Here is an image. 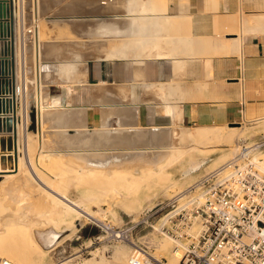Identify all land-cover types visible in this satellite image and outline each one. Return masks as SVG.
Returning <instances> with one entry per match:
<instances>
[{
	"label": "crops",
	"instance_id": "0c3cea01",
	"mask_svg": "<svg viewBox=\"0 0 264 264\" xmlns=\"http://www.w3.org/2000/svg\"><path fill=\"white\" fill-rule=\"evenodd\" d=\"M26 3L27 18L21 28V34L23 35L25 29L33 25L36 13L37 37L36 41H28L27 64L22 67L18 43L21 36L20 26L17 23L15 55L16 61H19L16 63L20 76H17L16 82L20 88L25 83L29 85L28 108L25 106L24 115L27 118L21 115V122L25 119L28 131L40 139V144L43 136L45 138L48 135V131L52 135L54 133L58 135L60 140L57 138L55 140L59 141V150L75 149L81 153L87 148L86 129L94 126L95 135L105 133L104 140L107 139V142L116 141L124 136L133 140L135 146L146 144L149 146L154 135L150 126L158 123L168 125L176 119L174 122L182 126H209L240 121L253 122L264 118V27L254 26L253 22L247 27L243 22L244 19L264 15V0H166L165 8L155 11L151 17L161 18L164 15L171 19L155 32L144 31L142 37L145 44L141 51L139 50V55H135L133 46L131 48L129 46L133 45L136 36L135 17L141 13L140 11L133 13L135 0H26ZM156 6L155 2L150 4L151 8ZM184 19L190 21L187 22L189 27ZM145 23L146 20L144 29ZM126 29L129 30L127 31L129 35L123 32ZM232 34L234 37H228ZM196 38H205L207 43L205 45L211 40L208 49L212 43L213 47L209 50L211 52L214 48L212 52H203L207 49L204 45L201 48L203 54L200 56L194 53L197 49L194 45L193 51L192 47L190 49L184 46L186 40L196 41ZM0 41L3 45L5 40ZM123 44L127 45L125 49L121 48ZM104 49H108L106 54H103ZM184 49L191 53L186 55ZM158 53L163 55L159 56ZM63 63H73L75 69L67 74L61 69ZM26 77L29 82H26ZM37 82L40 90L38 95ZM176 83H179L180 93L176 91L177 95H171V98L167 88L175 87ZM177 84L175 88L178 87ZM196 84L204 87L202 93L197 90ZM162 85L166 89L161 93ZM181 91L190 92L189 94L196 96L197 99H182ZM37 97H41V100H37ZM168 97L171 98V102L174 101L173 103L179 101L177 105L171 103L175 112H178L176 118L164 112L165 99ZM73 111L77 113V117L81 114L76 120L75 113L71 117ZM118 124L127 128L138 125L140 128L127 129L119 133L114 131V128L119 127ZM45 125L46 132H43ZM110 128L112 132L107 133L106 129ZM160 131L171 135L169 129L164 128Z\"/></svg>",
	"mask_w": 264,
	"mask_h": 264
},
{
	"label": "rangeland",
	"instance_id": "374dc122",
	"mask_svg": "<svg viewBox=\"0 0 264 264\" xmlns=\"http://www.w3.org/2000/svg\"><path fill=\"white\" fill-rule=\"evenodd\" d=\"M26 5L27 3L25 1V7ZM250 19H252V21L255 19L264 21V15H258ZM24 23L25 21L21 22V20L20 23L18 22L21 35L18 43L22 67L27 64L26 52L28 48V40L24 39L21 34V28ZM230 30L233 31L234 29ZM228 37H234V35L232 34ZM26 80V82H29L28 77H26ZM23 86L25 88L24 94H26L27 100L26 108H28L29 85L25 83ZM199 86L202 87L200 90L201 92L199 91L202 93L204 87L201 84H199ZM158 125H160V127L167 126L162 124ZM46 127L47 126L45 125L43 132H46ZM183 127L185 135H188V133L193 131L198 138L191 145H188L187 143L186 145L183 140L179 142L177 147L180 152H177L178 155L176 156H171L169 153L171 149L169 148V145L173 146L174 143L172 139H170L171 135H168V132H166V135H164L165 133L163 134V132L161 133V135L166 137L164 140L166 142L163 144L166 147L163 145H156L145 151L121 153L122 155L133 154L138 156L127 162L125 167H122V170L125 171H128L129 169L136 171L135 173H132L134 179L132 178L131 181L128 182L129 190L126 196L110 195L106 201L105 191H107V188L113 186V183H111L112 181L109 179L110 181H102L98 183V185L101 186L98 194L101 196H99L96 201L84 200L83 197L88 194V191L90 192L88 186L92 185V183L89 182V180L80 177V174L78 173H80L81 170H75L77 174L73 173V171L70 173V171L64 170L66 169V166H68L70 159L72 162H79L82 161L85 154L82 152L80 154H66L68 159L65 158V156L58 157L57 155H53L51 150L58 149L59 147V141L55 140V138L58 140L60 139L56 133L52 135L47 131L48 135L45 138L43 136L44 140L42 139L43 141L41 142V145L40 139L36 137L37 139L33 140L35 147L32 145L34 149L30 147L28 150V155H30V160H32L31 169L26 167L27 170H23L22 174L20 173L18 178L16 177L17 179L13 178L5 184V186H0V208L2 207L1 204H4L3 206L6 207V201L3 203L2 199L6 198V187H8L10 182L15 180L18 184L17 188L12 191V194L14 193L13 196L15 197H13V200H18V204L15 208H11L13 212L20 210L28 214L29 211L26 210H29L30 208L34 209L32 207H36L40 204L46 197L44 195H47L46 190L43 189L38 182L39 178H41L43 181L48 182L47 184L50 187L51 185L54 186L51 188L62 194L65 193V195L74 201L79 199L78 201L82 202V204L84 203V207L88 206V209L97 213L94 216H87L88 218L86 216H81L79 220H76L75 216H73L68 219V221L71 223L74 222V224H69L68 226L61 225L60 228L57 229L58 231L53 229L52 225H46V223L37 226L38 229H35L37 243H40L39 245L46 249L47 253L50 252L46 255L47 264H52V262L53 264H59L62 263V261H69L71 264H76L82 263L88 259H94L96 263L100 264H122L125 262L124 260L127 259L125 258L126 255L129 257V260L132 257H136L135 255L139 254L137 249L140 248L147 250L150 255L163 260L168 264H176L174 261L175 250L181 247V243L190 244L191 242V237L186 236L185 233L195 235L202 229V219L194 218V213L192 212L193 208L201 205V203L205 201L206 195L208 194L207 191L218 186L220 182H222L223 177L227 175V172L230 173L232 167H228L229 160H234L236 158V155L233 154V152L238 149V144L241 145L242 142L251 144L259 139H264V118L253 122L242 123V121H240L231 124H211L209 126L188 125ZM94 129V126H89L87 136L89 134H91L90 136H95L96 130ZM37 143L38 145H36ZM104 145L103 147L106 148L114 146H107V144ZM93 147L94 146L87 145V148ZM89 153V155H92L95 159H104L108 156L119 155L118 153L109 154L108 152H103L101 154H97L96 152ZM56 157H58L59 160L53 162L56 160ZM53 158L55 159L53 160ZM257 158H260L261 162L264 163V161H262V159H264V148L262 154L257 156ZM60 162L62 166L65 164L63 169ZM162 164L165 166L160 169L158 166ZM45 165H48V167ZM75 165L79 166L77 163ZM229 165H231V162ZM26 172H29V176ZM38 176L41 177L38 178ZM43 176L46 178H43ZM35 180H37L38 183ZM126 183L127 182L123 180H116L114 185L123 187ZM28 184H31V186ZM80 196H82V198ZM199 196L202 197L200 198ZM21 202L24 203V206L19 204ZM109 202L114 203V205L111 204L110 206ZM28 204L31 206L28 207ZM109 209L110 211H108ZM0 211L3 212V215H1L2 212L0 213L1 241L5 239L7 234V231L5 232V230L2 229V227H5V221L7 220L5 218H9L11 213L2 210V208ZM32 212L34 213L35 211L32 210ZM30 214L32 213L30 212L29 215ZM183 214L188 218L184 217V222H181L180 219ZM189 214L192 216L189 217ZM146 216H149L147 222H143L136 230H134L132 237L116 238L112 235V230H114V232H120L121 229H126L130 226L133 220H139ZM163 226H165V231L169 228L170 232L166 233L164 231L165 233H163ZM15 229L16 228H14V230ZM182 230L185 232L184 238L178 240L179 238L176 237V234L183 233ZM55 234H57V236H55ZM24 236L25 234L23 237ZM7 240L11 242L10 239ZM34 253H37V255L39 254V252L35 250V247ZM144 258L145 256L141 255V259L144 260ZM36 264L42 263L39 261L38 263L36 262ZM125 264L131 263L125 262Z\"/></svg>",
	"mask_w": 264,
	"mask_h": 264
},
{
	"label": "bare ground",
	"instance_id": "6f19581e",
	"mask_svg": "<svg viewBox=\"0 0 264 264\" xmlns=\"http://www.w3.org/2000/svg\"><path fill=\"white\" fill-rule=\"evenodd\" d=\"M25 1L26 0H20V11L18 12V6H16L15 8V17L16 18H19V19H16L15 18V27H16V25H17V23L19 22L20 23V20H21V22H24L25 20H26V18H27V16H26V10H25ZM126 1V0H125ZM128 2H132V1H128ZM127 2V3H128ZM153 2H155L156 4H157V6L155 7V8H151L150 7V4L151 3H153ZM123 3V2H122ZM130 5V4H129ZM132 5H133V3H132ZM165 5H166V0H135V12L133 11V13L135 14L136 12L138 13L139 11L141 12L140 13V15L139 16H136V15H133V16H136L135 17V26H136V28H135V34H136V36H135V40H134V43H133V45H130L129 44V46H130V48H131V46H133V48H134V50H135V55H139L140 54V49L144 46V41H143V33H144V31H146V33L147 32H151V31H157L161 26H164V25H166L169 21H170V19H171V17H169V16H162L161 18H157L156 16V18H153L152 19V17H151V15H154L155 13V11H159V10H161L163 7L165 8ZM118 7H119V5H117ZM125 7V6H124ZM123 7V8H124ZM191 7V6H190ZM122 8V7H121ZM167 8V7H166ZM127 9H129L128 7H127ZM127 11V10H126ZM129 12V11H128ZM127 12V13H128ZM218 12V11H217ZM131 13V12H130ZM130 13H128V14H130ZM167 14H169V13H167ZM157 15V14H156ZM174 15V14H173ZM181 15V14H180ZM183 15H185V14H183ZM125 16V15H124ZM126 17V16H125ZM130 17V16H129ZM160 17V16H159ZM181 17H182V15H181ZM190 17V16H189ZM221 17V16H220ZM225 17V16H224ZM248 17V16H247ZM184 18V17H183ZM182 18V19H183ZM185 18H186V16H185ZM188 18V17H187ZM181 19V18H180ZM16 20H17V22H16ZM144 20V21H143ZM145 20H146V23H145V29L143 28V25H144V22H145ZM243 20V19H242ZM113 21V20H112ZM132 21V20H131ZM181 21V20H180ZM184 22L186 23V25H187V27H189L188 25L189 24H187V22L188 21H185V19H184ZM190 22V21H189ZM188 22V23H189ZM244 22V24L247 26V27H249V25L251 26V23L253 22V24L252 25H254V26H258V27H262V26H264V21L263 20H260V19H255L254 21H252V19H250V18H248V19H245V21H243ZM132 23V22H131ZM133 24H134V22H133ZM132 24V25H133ZM181 24V23H180ZM215 24V23H214ZM24 25V24H23ZM182 25V24H181ZM192 25V24H191ZM20 26V25H19ZM22 26V25H21ZM244 26V25H243ZM106 27V26H105ZM114 27H116V26H114ZM134 27V26H133ZM109 28V27H108ZM119 28V27H118ZM117 28V29H118ZM186 28V27H185ZM254 28V27H253ZM107 29V28H106ZM128 29H130V28H128ZM128 29H126L125 31H123V32H127V31H129ZM181 29V28H180ZM189 29V28H188ZM16 30V29H15ZM111 30H113V29H111ZM119 30V29H118ZM187 30V29H186ZM250 30H253V29H250ZM255 30V29H254ZM103 31V30H102ZM102 31H101V33H102ZM115 31V30H114ZM122 31V30H121ZM120 31V32H121ZM133 31V30H132ZM188 31V30H187ZM16 32V31H15ZM153 32V33H154ZM254 32V31H253ZM256 32V31H255ZM100 33V32H99ZM100 33V34H101ZM114 33V32H113ZM233 33V32H232ZM16 34V33H15ZM98 34V33H97ZM111 34V33H110ZM129 35L130 33H126V35ZM159 34V33H158ZM189 34H190V32H189ZM188 34V35H189ZM69 35V34H68ZM72 35V34H71ZM148 35V34H147ZM103 36V35H102ZM113 36V35H112ZM117 36V35H116ZM123 37H124V35H122ZM158 36V35H157ZM185 36V35H184ZM187 36V35H186ZM190 36V35H189ZM115 37V36H114ZM120 37V36H119ZM131 37V36H130ZM165 37V36H164ZM111 38V37H110ZM189 38V37H188ZM194 38V37H193ZM202 38V37H201ZM206 38V37H205ZM205 38H203V39H197L196 41H187L186 40V42H185V44H184V46L186 47V48H190V47H192V51H193V45L197 48V49H195V51H194V53H196L197 55L199 54L200 56H201V48H203V46L205 45V44H207L206 43V40H205ZM119 39V38H118ZM207 39V38H206ZM194 40V39H193ZM126 41V40H125ZM185 41V40H184ZM118 42H120V41H118ZM211 42V40L209 41V43ZM213 42V41H212ZM208 43V45H210ZM57 44V43H56ZM147 44V43H146ZM151 44H152V42H151ZM153 44H154V42H153ZM208 45H205L206 46V48L208 49ZM95 46V45H94ZM202 46V47H201ZM40 47V46H39ZM38 47V48H39ZM127 47V45L126 44H123V46H121V48H126ZM213 46H212V43H211V47L210 48H212ZM37 48V49H38ZM50 48H52V47H50ZM55 48H58V47H55ZM91 48V47H90ZM95 48V47H94ZM114 48V47H113ZM205 48V47H204ZM210 48L207 50V49H205V51H203V52H206V51H209L210 50ZM214 49V48H213ZM212 49V50H213ZM49 50V49H48ZM90 51H92L91 49H89ZM98 50V49H97ZM103 50V49H102ZM101 50V51H102ZM105 51L103 52V54H106L105 52H106V50H108V49H104ZM140 50V51H139ZM212 50H211V52H212ZM16 51V50H15ZM39 52V51H38ZM37 52V53H38ZM54 52V51H53ZM94 52V51H93ZM99 52H100V50H99ZM110 52H111V50H110ZM112 52H113V50H112ZM186 55H188V54H190L191 53V51H189V50H186V49H184V51H183ZM190 52V53H189ZM210 52V51H209ZM210 52V53H211ZM102 53V52H101ZM193 53V52H192ZM207 53V52H206ZM209 53V54H210ZM213 53H214V51H213ZM40 54V53H39ZM39 54H38V56H39ZM52 54V56H53V53H51ZM59 54V53H58ZM57 54V55H58ZM102 54V55H103ZM203 54V53H202ZM132 55V54H131ZM130 55V56H131ZM158 55L159 56H161V55H163L162 53H158ZM185 55V56H186ZM193 55H195V54H193ZM196 55V56H197ZM205 55V54H204ZM212 55V54H211ZM214 55V54H213ZM54 56H55V53H54ZM119 56V55H118ZM210 56V55H209ZM41 57V56H40ZM109 57H110V55H109ZM55 58H57V56L55 57ZM126 58V57H125ZM193 58V57H192ZM24 59V58H23ZM39 59V58H38ZM185 59H186V57H185ZM138 60V59H137ZM137 60H133V62L135 61H137ZM140 60H141V58H140ZM179 60V59H178ZM178 60H176V61H178ZM184 60V59H183ZM142 61V60H141ZM145 61V60H144ZM17 61H16V55H15V63H16ZM19 62V61H18ZM17 62V63H18ZM24 62V61H23ZM42 62V61H41ZM175 62V61H174ZM178 62H180V61H178ZM16 63V64H17ZM38 63V62H37ZM139 63V62H138ZM173 63V62H172ZM188 63V62H187ZM84 64V63H83ZM177 64H179V63H177ZM183 64V63H182ZM180 65H181V63H180ZM183 65H185V64H183ZM183 65H182V67H183ZM60 66V65H59ZM18 64L16 65V79H17V76L19 77L20 76V74H19V72H20V70L18 71ZM137 67V66H136ZM139 67H141V66H139ZM145 67V66H144ZM144 67H142L143 69H144ZM54 68H56V65H55V67ZM179 68V67H178ZM177 68V69H178ZM60 69V68H59ZM61 69L65 72V73H67V74H69L70 72H72L74 69H75V65L73 64V63H63V65H61ZM50 70V69H49ZM135 70V69H134ZM138 70H140V69H138ZM51 71V70H50ZM60 71V70H59ZM76 71V70H75ZM78 71V70H77ZM85 71V70H84ZM84 71H82V72H84ZM54 72H55V70H54ZM138 72V71H137ZM141 71H139V73H140ZM174 72V71H173ZM178 72V71H177ZM52 73V72H51ZM56 73H57V71H56ZM61 73V72H60ZM175 73H176V71H175ZM40 74V73H39ZM47 74H48V72H47ZM66 74V75H67ZM85 74V73H84ZM141 74V73H140ZM143 74H144V71H143ZM79 75V74H78ZM86 75V74H85ZM51 76V75H50ZM59 76H61V75H59ZM76 76V75H75ZM84 76V75H83ZM141 76V75H140ZM179 76V75H178ZM42 77H45V76H42ZM86 77V76H85ZM180 77V76H179ZM188 77V76H187ZM186 77V78H187ZM175 78V77H174ZM185 78V79H186ZM20 79V78H19ZM44 79V78H43ZM75 79V78H74ZM173 79V78H172ZM177 79V78H176ZM18 80V79H17ZM171 80V79H170ZM175 80V79H174ZM178 80V79H177ZM180 80V79H179ZM176 81V80H175ZM181 81H182V79H181ZM42 82H44V81H42ZM42 82H40V83H42ZM60 82H61V80H60ZM78 82H81V81H78ZM78 82H76V83H78ZM101 82V81H100ZM174 82V81H173ZM172 82V83H173ZM178 82V81H177ZM59 83V82H58ZM63 83V82H62ZM72 83V82H71ZM18 82H16V92H17V96H18V101L19 102H21L22 101V103H20V107L18 108V112L20 113V116L22 115V117L23 118H27L26 116H24L25 115V113H26V109H25V106H26V94H24V90H25V88H24V86L22 85V87L20 88V87H18ZM161 84V83H160ZM177 84V83H176ZM176 84H175V87H176ZM179 84V83H178ZM177 84V85H178ZM186 84H187V82H186ZM190 84V83H189ZM73 85V84H72ZM197 85V84H196ZM196 85L194 86L195 87V89H196ZM43 86V85H42ZM63 86H64V84H63ZM66 86V85H65ZM97 86V85H96ZM127 86V85H126ZM152 86V85H151ZM198 86V91H200L201 90V86H199V85H197ZM67 87V86H66ZM129 87L130 86H128L127 88L129 89ZM157 87V86H156ZM175 87H169V88H167V90H168V95H170V97H171V95H173L174 96V94H176V91L177 92H179L180 90H179V85H178V87L177 88H175ZM63 88V87H62ZM123 88V87H122ZM75 89V88H74ZM155 89V88H154ZM157 89V88H156ZM164 89H166L165 88V86H161V90H160V92L162 91V90H164ZM122 91V90H121ZM104 92V91H103ZM201 92V91H200ZM102 93V92H101ZM144 93V92H143ZM162 93V92H161ZM164 93V92H163ZM180 93V92H179ZM190 93V92H189ZM189 93H187L186 91H181V98L182 99H188V98H190V99H193L194 100V98H197L196 96H194L193 97V95H191V94H189ZM198 93V92H197ZM146 94H148V93H146ZM145 94V95H146ZM152 94H153V91H152ZM192 94H194V93H192ZM42 95V94H41ZM40 95V96H41ZM154 95V94H153ZM177 95V94H176ZM195 95V94H194ZM148 96V95H147ZM146 96V97H147ZM152 96V95H151ZM42 97V96H41ZM102 97V96H101ZM128 97V96H127ZM160 97V96H159ZM170 97H168V98H166L165 100H166V106L164 107V112L166 113V114H168V115H172V116H174L175 118L176 117H178V112H175V109L173 108L174 107V105H173V107H172V104L171 103H173L174 101L172 100V102H171V98ZM46 98V97H45ZM71 98V97H70ZM123 98V97H122ZM129 98V97H128ZM164 98H165V96H164ZM176 98V97H175ZM100 99V98H99ZM116 99V98H115ZM130 99V98H129ZM132 99V98H131ZM135 99V98H134ZM178 99H180V98H178ZM101 100V99H100ZM103 100V99H102ZM128 100V99H127ZM157 100V99H156ZM174 100H176V99H174ZM98 101V100H97ZM134 101V100H133ZM163 101V100H162ZM176 101H178V100H176ZM188 101V100H187ZM208 101V100H207ZM127 102V101H126ZM184 102V101H183ZM129 103V102H128ZM176 103H179V101L178 102H176ZM176 103H173V104H175V105H177ZM182 103V102H181ZM99 104V103H98ZM120 104V103H119ZM118 104V105H119ZM130 104V103H129ZM22 105V106H21ZM163 106H161V108H162ZM110 108V107H109ZM119 108V107H118ZM120 108H122L121 106H120ZM155 108V107H154ZM161 108H160V110H161ZM176 108H177V106H176ZM108 109V108H107ZM106 109V110H107ZM116 109V108H115ZM81 110V109H80ZM89 110V109H88ZM111 110V109H110ZM136 110V109H135ZM182 110V109H181ZM104 111V110H103ZM109 111V110H108ZM119 111V110H118ZM81 112V111H80ZM123 112V111H122ZM151 112V111H150ZM161 112V111H160ZM163 112V113H164ZM183 112V111H182ZM22 113V114H21ZM72 114H71V117H72V115L74 116V114L73 113H75V118H74V120H76V118H79V116L81 115H79L78 117H77V113H79V110H78V112L76 113L75 111H73V112H71ZM108 113V112H107ZM126 113V112H125ZM124 113V114H125ZM128 113V112H127ZM159 113V112H158ZM138 114H139V112H138ZM156 114H157V112H156ZM160 114H162V113H160ZM27 115V114H26ZM83 115H86V114H83ZM107 115V114H106ZM113 115H115V114H113ZM152 115V114H151ZM158 115V114H157ZM181 115L183 116V113H181ZM111 116V115H110ZM122 115H120V117H121ZM156 116V115H155ZM163 116V115H162ZM83 117V116H82ZM123 117V116H122ZM150 117V116H149ZM152 117V116H151ZM122 119H124V118H122ZM155 119V118H154ZM63 120H65V119H63ZM69 120V119H68ZM68 120H67V123H68ZM71 120H72V118H71ZM84 120H85V116H84ZM83 120V121H84ZM125 120V119H124ZM123 120V121H124ZM172 120V119H171ZM176 120V119H175ZM175 120H172L171 122H172V124H168L166 127H160V125H158V124H154V125H156V126H154V125H152V126H150L151 127V130L154 132L153 134V136H152V139H153V141H150V145L148 146L147 144H146V146H142L141 144V146H135L136 144H135V142L133 141V140H130V139H127L126 137H122L121 139H117L116 141H114V140H109V142L108 143H106L107 141V139L106 140H104V134H100L99 133V135L97 136V135H95V136H90L91 134H89L88 136H87V140H86V144L87 145H91V146H94L93 148H87L85 151H83L82 150V153L83 154H85V156L83 157V159H82V161H79V162H72V160L70 159L69 160V164H68V166H66V169L64 170V171H70V173H71V171H73V173H76L77 174V172L76 171H80L81 170V172L80 173H78V174H80V177H82V178H85L86 180H89V182H91L92 183V185H89L88 187V189H90V192L88 191L87 193L88 194H86V196L85 197H83L84 198V200H89V201H96L97 199H98V197L99 196H101V195H99L98 194V191L100 190L99 188L101 187L100 185H98V183H100V182H102V181H112L111 183H113V186L112 187H109V188H107L106 190L107 191H105L106 192V199H105V201L107 200V198H109V196L110 195H117V196H126V194H127V192H128V190H129V185H128V182H130L131 181V179L133 178L132 177V173H135L136 171H133L132 169H129L128 171L126 170H122V167H125L127 164V162H129L131 159H133V158H137L138 156H135V155H133V154H130V155H128V154H124V155H122L121 153H124V152H131V151H145V150H147V149H149L150 147H152V146H156V145H163L164 144V142H166V141H164L165 139H166V137H164L163 135H161V133L163 132H161L160 130H162V129H169V130H171V138L170 139H172V141H173V143H174V145L173 146H170L169 145V148H171L170 149V151H169V153L171 154V156H176V155H178V153L180 152V150H179V148L177 147V144L179 143V142H181L182 140L184 141V143L186 144H188V145H191V144H193V142H195V140L198 138L195 134H194V132L192 131V132H190V133H188V135H185L184 134V132H183V130H184V127L181 125V124H179V123H176V122H174ZM26 121H27V119H26ZM58 121V120H57ZM61 121V120H60ZM73 121V120H72ZM79 121V120H78ZM121 121V120H120ZM127 121H128V119H127ZM127 121H126V123H127ZM156 121V120H155ZM182 121V120H181ZM65 122H66V120H65ZM132 122V121H131ZM134 122V121H133ZM26 122H25V119H22V122H20V124L18 123V151H19V156H18V168H17V170L15 171V170H1V167H0V172H4V173H0V174H3V175H0V177H1V179H0V186H5V184H7L11 179H13V178H18V176L20 175V173L22 174V171L23 170H27L26 169V167L28 168V169H31L30 167L32 166V163H31V161L32 160H30V155H28V150L30 149V147H32V145H34V147H35V144H33L34 142H33V140L34 139H37L34 135H33V133H31V131H28V129H27V125L25 124ZM75 123V122H74ZM79 123V122H78ZM77 123V124H78ZM121 123V122H120ZM125 123V124H126ZM60 124V123H59ZM58 124V125H59ZM62 124V123H61ZM86 124V123H85ZM67 125H69V124H67ZM79 125V124H78ZM82 125H84V122L82 123ZM119 125V124H118ZM76 126V125H75ZM131 126V125H130ZM62 127V126H61ZM65 127V126H64ZM74 127V126H73ZM59 128V127H58ZM70 128V127H69ZM140 127L138 126V125H133V126H131V127H129V128H127V127H124V126H120L119 125V127H117V128H114V131L115 132H119V133H123L125 130H127V129H129V130H132V129H139ZM234 128V127H233ZM72 129V128H71ZM99 129V128H98ZM188 129V128H187ZM186 129V130H187ZM78 130V129H77ZM86 130H88V129H86ZM85 130V131H86ZM92 130V129H91ZM94 130H96V128L94 129ZM104 130V129H103ZM107 131V133H109L111 130H112V128H110V129H106ZM190 130V129H189ZM61 131V130H60ZM63 131V130H62ZM74 131V130H73ZM138 131V130H137ZM88 132V131H87ZM112 132V131H111ZM133 132V131H132ZM158 132H160V133H158ZM83 133H84V131H83ZM114 133V132H113ZM79 134V133H78ZM207 134V133H206ZM38 135V134H37ZM74 135V134H73ZM85 135H86V133H85ZM108 135V134H107ZM138 135V134H137ZM165 135H166V133H165ZM109 136V135H108ZM168 136V135H167ZM67 137V136H66ZM70 137V136H69ZM77 138V137H76ZM138 138V137H137ZM169 138V137H168ZM204 138V137H203ZM44 140V139H43ZM42 140V141H43ZM139 140V139H138ZM137 140V141H138ZM141 140V139H140ZM179 140V141H178ZM136 141V142H137ZM36 142V141H35ZM84 142V141H83ZM163 142V143H162ZM74 143V142H73ZM148 143V142H147ZM161 143V144H160ZM45 144V143H44ZM102 144H107V145H114V146H111V147H108V148H106V147H103V146H101ZM182 144V143H181ZM186 144V145H187ZM36 145H38V143L36 144ZM41 145V144H40ZM83 145V144H82ZM134 145V146H133ZM44 146V145H43ZM81 146V145H80ZM86 146V145H85ZM164 146V145H163ZM75 147V146H74ZM164 147H166V146H164ZM189 147V146H188ZM33 148V147H32ZM34 149V148H33ZM67 150V149H66ZM90 150V151H89ZM93 150V151H92ZM34 151V150H33ZM32 151V152H33ZM89 152H96L97 154L98 153H103V152H108L109 154H112V153H118L119 155H112V156H108V157H106V158H104V159H95L92 155H89L90 153ZM178 152V153H177ZM6 153H8V152H6ZM51 153L53 154V155H57L58 157H61V156H65V158H67L68 159V157H67V155L66 154H80L77 150L75 151V149H71V150H69V151H62V150H59V149H53V150H51ZM29 154H30V152H29ZM58 157H56V160L55 161H53V162H57V160H59V158ZM55 158H53V160H54ZM236 159V158H235ZM234 159V160H235ZM34 160V159H33ZM61 160V159H60ZM233 160V161H234ZM34 162V161H33ZM53 162H51V163H53ZM253 162L256 164V167L259 169V170H261V172L262 173H264V163L263 162H261V159L260 158H257V156L256 157H254L253 158ZM47 163V162H46ZM65 163V162H64ZM79 164V166L78 165H75V164ZM62 164H63V162H62ZM55 165H57V164H55ZM60 165H61V162H60ZM65 165V164H64ZM63 165V166H64ZM67 165V164H66ZM46 166V165H45ZM62 166V165H61ZM63 166H62V169H63ZM78 166V167H77ZM165 165L164 164H162V165H159L158 167L160 168V169H162L163 167H164ZM229 166H231V165H229ZM46 167H48V165L46 166ZM49 167H50V165H49ZM44 168V167H43ZM33 169V168H32ZM77 169H79V170H77ZM37 170V169H36ZM76 170V171H75ZM223 170V169H222ZM32 171V170H31ZM34 171V170H33ZM145 171V170H144ZM144 171H142V172H144ZM230 171V170H229ZM29 172H30V170H29ZM29 172H26V174H28V176H29ZM36 172V171H35ZM38 172H39V170H38ZM225 172V171H224ZM25 173V172H24ZM24 173H23V175H24ZM32 173V172H31ZM146 173V172H145ZM69 174V173H68ZM40 175V174H39ZM42 175V174H41ZM230 173H228L227 172V175H225L226 177H230ZM22 176V175H21ZM39 177H41V176H38V178ZM45 176H43V178H44ZM75 177V176H74ZM16 178V179H17ZM31 178H32V176H31ZM46 178V177H45ZM224 178V177H223ZM36 179V178H35ZM110 179V180H109ZM134 179V178H133ZM116 180H123V181H126L127 183H126V185H124L123 187H118L117 185H114V183H115V181ZM31 181V180H30ZM36 182H37V180H35ZM39 184H40V186L43 188V189H45L46 190V193H47V195H44V196H46L45 197V199L40 203V204H38L36 207H32V208H34V209H29V210H26V211H29V213L31 212L32 214H30L29 215V213L28 214H26V212H23V211H20V210H16L15 212H13V210H12V208L11 207H13V208H15L16 207V205L18 204L17 202H18V200L17 201H14L13 199V197H15V196H13L14 195V193L12 194V191L14 190V189H16L17 188V182H15V180L14 181H12V182H10V184L8 185V187H6V198H4V199H2L3 200V203L5 202V204H6V207L5 206H3L4 204H1L2 205V210H6V211H8V212H10L11 214H10V216H9V218H5V219H7L6 221H5V229L2 227V229L3 230H5V232L7 233L6 234V236H5V239L4 240H1L0 241V264H36V262L38 263L39 261L42 263V264H45L46 263V255L48 254V253H50V252H48L47 253V250L46 249H44L41 245H39L38 243H37V239H36V236H35V229L37 228V226H39V224H42V223H46V225L47 224H49V225H52L53 226V229H55L56 231H58L57 229L58 228H60V226L61 225H69V224H74V222L73 223H71V222H69L68 221V219H70L71 217H73V216H75V219L76 220H79L80 218H81V216H94V215H96L97 213L96 212H93V210H91V209H88V206H83V204H82V202H80V201H74V200H72V199H70L67 195H65V193L64 194H62V193H60L59 191H56L55 189H53V188H51V187H54V186H52L51 185V187L47 184L48 182H46V181H43L41 178H39ZM37 182V183H38ZM78 182H80V181H78ZM32 183V182H31ZM38 184V185H39ZM78 184H80V183H78ZM29 185V184H28ZM128 185V186H127ZM29 186H31V184L29 185ZM28 186V187H29ZM81 186V185H80ZM76 187H77V184H76ZM81 187H83V186H81ZM85 187V186H84ZM31 188V187H30ZM29 188V189H30ZM93 188V189H92ZM91 190H92V192H91ZM85 191V190H84ZM44 192V191H43ZM81 192H82V190H81ZM207 192H209V191H207ZM12 194V195H11ZM84 194V193H83ZM200 195V194H199ZM202 196H203V193H202ZM201 196V197H202ZM81 198H82V196H80ZM80 197H78V198H80ZM200 197V196H199ZM200 197V198H201ZM30 198V197H29ZM6 199H8V200H6ZM200 200V199H199ZM113 201V200H112ZM87 202V201H86ZM114 202V201H113ZM110 203V202H109ZM116 203V202H115ZM21 206H24L23 204L24 203H19ZM86 204V203H85ZM88 204V203H87ZM111 204H113L114 205V203H110V206H111ZM29 206H31L30 204H28V207ZM87 207V208H86ZM90 207V206H89ZM184 207V206H183ZM1 208H0V210H1ZM21 208V207H20ZM25 208V207H24ZM36 208V209H35ZM18 209H19V207H18ZM27 209V208H26ZM111 209V208H110ZM110 209L108 210V211H110ZM24 210V209H23ZM32 210L33 211H35L34 213L32 212ZM18 211V212H17ZM100 211H102V210H100ZM2 211H0V213H1ZM113 212V211H112ZM7 213V212H6ZM1 215H3V212H2V214ZM8 216V215H7ZM167 216V215H166ZM82 217V218H83ZM85 217V218H86ZM168 217V216H167ZM88 218V217H87ZM91 218H93V217H91ZM166 218V217H165ZM73 219V218H72ZM96 219V218H95ZM75 220V221H76ZM166 220V219H165ZM73 221V220H72ZM91 221H94V220H91ZM1 223H3V222H1ZM4 224V223H3ZM78 224V223H77ZM1 225V224H0ZM71 225V226H72ZM76 225V224H75ZM71 226H69V227H71ZM18 227V228H17ZM1 228V227H0ZM14 228H16L15 230H14ZM24 229V231H23V229ZM65 228V227H64ZM38 229V228H37ZM68 229V228H67ZM74 229H75V227H74ZM159 229V228H158ZM1 230V229H0ZM65 230V229H64ZM160 230V229H159ZM1 232H3V231H1ZM22 233H23V235L25 234V236L23 237V235H22ZM110 233V232H109ZM163 233H165V232H163ZM75 234V233H74ZM55 236H57V234H55ZM59 236V235H58ZM168 236V235H167ZM21 237V238H20ZM7 239H10L11 240V242L9 241V240H7ZM57 239H58V237H57ZM44 240V239H43ZM158 241V240H157ZM156 241V242H157ZM11 243V244H10ZM136 244V243H135ZM181 244H184V243H181ZM12 246H14V247H12ZM34 247H35V250H37V252H39V254L37 255V253H34ZM138 250V252H139V254H136L135 256L137 257V258H139V259H141V255H144V252L142 251V250H140V249H137ZM51 251V250H50ZM136 251V250H135ZM134 251V252H135ZM135 254V253H134ZM150 254V253H149ZM183 252H182V250L181 249H177V250H175V252H174V261H175V263L176 264H180L179 263V260L183 257ZM133 256V255H132ZM49 257V256H48ZM125 258H127L126 260H124L125 262H130L131 261V259L129 260V257H127V255H126V257ZM131 258V257H130ZM52 260V259H51ZM142 260V259H141ZM125 262L124 263H122V264H125ZM112 263V262H111ZM47 264V263H46ZM52 264H53V262H52ZM59 264H71V263H69V261H65V262H63L62 261V263H59ZM76 264H100V263H96L95 261H94V259H88V260H85V261H83L82 263H76ZM120 264V263H119Z\"/></svg>",
	"mask_w": 264,
	"mask_h": 264
},
{
	"label": "built area",
	"instance_id": "2783aa9c",
	"mask_svg": "<svg viewBox=\"0 0 264 264\" xmlns=\"http://www.w3.org/2000/svg\"><path fill=\"white\" fill-rule=\"evenodd\" d=\"M14 2L19 12L20 0ZM36 21L35 13L33 25L23 33L24 39L36 41ZM39 99L41 97H37ZM263 148L264 139L238 144V149L233 152L236 159L229 160L232 167L230 177L225 176L208 192L205 201L192 210L194 218L202 219L201 231L195 235L183 230V233L176 234L178 240L184 238V233L191 237L190 244H181L178 248L184 254L180 264H264V173L253 162L255 156L262 154ZM184 217L188 218L183 214L181 222H184ZM148 218L133 220L120 232L112 230V235L116 238L132 237L134 230ZM165 232L169 233L170 229ZM140 250L144 252V260L132 257L131 264H168L147 250Z\"/></svg>",
	"mask_w": 264,
	"mask_h": 264
},
{
	"label": "water",
	"instance_id": "95a60500",
	"mask_svg": "<svg viewBox=\"0 0 264 264\" xmlns=\"http://www.w3.org/2000/svg\"><path fill=\"white\" fill-rule=\"evenodd\" d=\"M15 9L14 0H0V40H5L3 45L0 41V133L6 132L0 134V167L5 171L17 170L19 156L21 116L16 92Z\"/></svg>",
	"mask_w": 264,
	"mask_h": 264
}]
</instances>
